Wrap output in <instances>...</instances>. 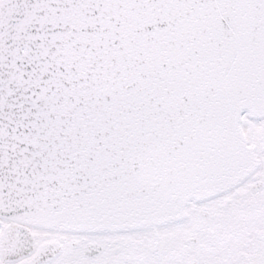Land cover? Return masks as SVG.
Instances as JSON below:
<instances>
[{"label": "snow or ice", "instance_id": "1", "mask_svg": "<svg viewBox=\"0 0 264 264\" xmlns=\"http://www.w3.org/2000/svg\"><path fill=\"white\" fill-rule=\"evenodd\" d=\"M0 264H264V0H0Z\"/></svg>", "mask_w": 264, "mask_h": 264}]
</instances>
